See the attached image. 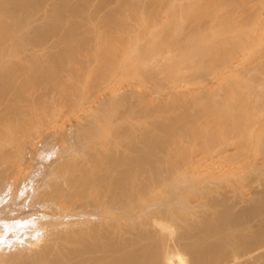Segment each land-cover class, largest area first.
Instances as JSON below:
<instances>
[{
	"label": "bare ground",
	"instance_id": "6f19581e",
	"mask_svg": "<svg viewBox=\"0 0 264 264\" xmlns=\"http://www.w3.org/2000/svg\"><path fill=\"white\" fill-rule=\"evenodd\" d=\"M158 1H151L150 10L146 9L148 1L144 3L147 16H143V0H110L93 13V22L87 27L91 32L104 26L106 32L94 33L86 44L73 28V20L86 13L79 7L82 0H0V264H264V150L250 153L251 143L247 144L264 113V79H259L263 86L258 84L256 89L251 82H244L250 86L246 91L247 85L236 82L235 75L233 79L236 70L241 71L238 67L224 72L227 76L211 87L206 76L202 75L204 80L199 77L209 70L202 62L216 60L221 52L225 59L228 54L219 48L230 50L233 33H241L237 34L240 25L237 28L233 25L237 22L228 19L221 23L225 25L222 35L232 39L221 41L219 35L220 39L214 40V32H210L218 23L214 12L226 8L227 0H215L221 7L216 4V9L204 6L203 10L194 0ZM191 5L202 13L194 10L198 16L195 25L188 23L190 29L182 21L197 15ZM207 8L211 9L207 12L213 11L211 15L205 12L210 27L208 19L200 18L208 17L202 16ZM176 11L180 19L184 15L179 28L174 23L179 18L174 19ZM72 13L74 16H69ZM213 13L214 18L210 17ZM218 13L224 14L223 10ZM197 18L206 22L203 27L207 30L199 27L202 23L198 20V25ZM114 25L120 33L115 54L94 66L95 71L104 76L106 69L118 64L124 68L134 58L136 69L130 68V63L127 71L139 68L148 84L156 86L152 89L160 91L161 87L168 89L164 82H174L181 69L199 63L203 71L190 74L191 81H205L208 88L176 89L152 102L153 98L147 100L150 95L141 94L137 104H128L119 114L114 106L121 100L103 97L79 109L73 106V116L49 122L48 129L45 124L43 133H30L38 117L31 112L30 103L15 106L9 99L15 84L58 85L63 70L74 66L63 64L70 57L77 59L82 45L83 52H110L107 33ZM133 52L137 57L132 58ZM122 68L121 76L128 73ZM79 70L83 71V66ZM241 74L238 72L239 77ZM97 83L95 87H99ZM241 89L250 95L246 97ZM153 90L144 91L150 94ZM54 99L46 102L44 113H49ZM65 117L81 124H75L76 129L72 122L65 132ZM3 122L17 130L2 132ZM104 129L109 133L127 129V139L134 135L137 140V156L124 170L118 169L116 148L104 151ZM142 129L163 130L165 135L158 140L150 130ZM227 129L232 135L227 136ZM152 156L160 159L161 165L147 171L144 166L154 163L149 161ZM133 167H142L141 176H131Z\"/></svg>",
	"mask_w": 264,
	"mask_h": 264
},
{
	"label": "rangeland",
	"instance_id": "374dc122",
	"mask_svg": "<svg viewBox=\"0 0 264 264\" xmlns=\"http://www.w3.org/2000/svg\"><path fill=\"white\" fill-rule=\"evenodd\" d=\"M151 1H154V0H143V2H141L143 4V5L140 4L142 6L141 12H142L143 16L144 15L147 16L146 13H145V12H147L146 9L150 10L151 7L154 5V3L152 4ZM157 1L158 0H155V3ZM161 1H163V0H161ZM161 1H158V2H161ZM195 1H198L197 5H198L199 8H201L203 6L201 10H203L204 6L206 8L208 6L210 7V6H213V5L217 4V3H215V0H210V2L211 1L213 2V3L211 2L212 4H210L209 0H204L205 5H202L204 3H202L201 1H203V0H194V2ZM199 1L201 2L200 4H199ZM218 1L221 2V1H224V0H217L216 2H218ZM146 2H147L148 5H146V9H145V4L144 3H146ZM220 2H219V6L217 4L218 7H221L220 6ZM226 2H228L227 4L230 5V6H227ZM109 3H110V0H82V2L80 3L79 7L85 9L86 13H85V16L84 15L82 16V18H80L81 14H79L78 18L73 20V24L75 25L73 28H75L77 30V32L80 35V39L84 43L90 44V37L93 36L94 33L96 35H102L103 31L106 32L107 28L104 27V26H101L99 29H96L95 31H91V32L87 31V27H89L91 25V23L93 22L92 21L93 13L96 10L101 9L102 7L106 6ZM224 3H225L226 8L223 6V4H221L224 7V9L223 8L219 9L216 6V8H217L216 11L217 12L216 11L214 12L215 16L217 18L216 21H218L219 25L221 23L223 24L224 20H227V19L230 20V21H233V22H237V24L233 23V25L235 27H237V28L240 25L238 30L240 29L241 31H237V34L239 32H241V33L243 32L244 34L240 33L241 35L240 34L235 35L236 33H233L234 34V38L232 36L227 37L228 34H226V33L223 34L224 35L223 36L222 35V32L224 30L222 28L223 25L221 24L220 29H218L219 25H218V23H216L215 19H213L212 23L215 21V23L217 24V25L216 24L213 25V27L216 26L214 29L215 30L217 29L218 32H216L217 30L215 31L214 29H212V31H210L211 30L210 29V30H208V32L210 31L212 34L214 32V34H213V35H215V37L213 36L214 40H216V39H218L220 37L222 39H220V38L219 39L221 41L222 40L224 41V40L230 39V37H231V39L233 38L232 39L233 41L232 42L230 41V42H231V44H233V42H234V44L231 45L232 47H230L231 48L230 50L226 48L227 46H225V48H223V47L219 48L220 49L219 51H223V54H225L224 52H226V54H228L225 59H224L223 55H220V54H222V52H221L220 54H217V57H216L217 59L216 60H214L215 59L214 58L212 60L208 59V61H206L205 63L202 62V67L207 68L209 70L207 72H205V73L203 72L204 74H201V76L202 75L206 76L205 79H207V82L209 83L211 81L212 84L211 83L208 84L205 81L204 82L201 81L204 76H202V77L199 76L201 78V80L199 82L205 83V85L208 84V86L211 87L213 84H216L215 82H218L219 80H221V79H223V78H225L227 76V75H225L227 73V70H228V73H230L233 70V67H234V69L236 67H238L236 69L241 70L243 73L241 71H238L239 74L242 73L241 74L242 76L239 77L238 76V72L236 70V73L233 74V76L234 75L236 76V82H240L242 86L244 85V87L249 82H251L254 86L256 85L255 88H254V89H256V88H258V84L259 85L262 84L261 80L264 79V72L263 71H262L263 73L260 72L261 70H264L263 69L264 68V62H263L264 61V0H261V1L260 0H231L230 2L227 0V1H224ZM72 4H73V2H70V6H72ZM195 4H196V2H195ZM192 5H191V7H192ZM197 5H195V6H197ZM147 6H148V8H147ZM169 7L171 8L170 4L168 5V10H170ZM193 7H192V9H193ZM213 7L211 9L215 10L216 8L214 7L215 8L214 9ZM196 8L197 7H194V9L192 10L193 14L195 13V11H196L195 9ZM199 8H197V11L199 12V13L198 12L197 13L201 15L202 12H200ZM227 8H228V10H227ZM182 9H183V7H182ZM182 9H181V11L179 9L180 13L182 12ZM211 9L210 8H207V10L205 9L203 11L204 14H202V16L203 15L205 16L206 14L211 15L213 11L211 13L207 12V11H209ZM220 10L221 11L223 10V13H224L223 16L221 15L222 12L218 16V14H219L218 11H220ZM226 10H227V12H226ZM258 11H259V14H258ZM191 12H190V17L193 16V15H191L192 14ZM205 12H206V14H205ZM230 12L234 13L232 15L233 18L230 17V15H231ZM176 13H177V11H176ZM180 13H177V16L175 14L174 19H175V17L176 18L179 17ZM214 13H213V16H210V17L214 18ZM216 13H218V14H216ZM227 13L228 14L230 13V15L228 16ZM236 13H238V15H236ZM182 14H184V12H182ZM182 14H181V17L183 18L184 15L182 16ZM196 14H194V15H196ZM198 14L196 16H194L193 20H191V18H193V17H191L190 19L189 18L187 19L188 16L186 14L187 17H185V19H186L185 23H184V21H182V24H184L185 27L187 25H188V27H190L189 24H191V26L195 25V21H196L195 19L198 16ZM225 14H226V16H225ZM209 15H206L208 17H201L200 16V18L203 19V20L208 19V21L206 20L207 24H206L205 21H203V22L210 27L211 20H209L210 19ZM241 15H242V17H241ZM243 15H245L244 18H243ZM69 16H74V15L72 13ZM234 16L237 17V19ZM229 17H230V19H229ZM182 18L180 19V17H179V18L175 19L174 23L176 25V28L181 27L182 24L180 25L179 22H181V20L184 19V18L183 19ZM231 18H232V20H231ZM30 20H31V16H29L28 19L25 20V24L29 25ZM67 20H69V19H67ZM189 20H190V22H188ZM198 20L200 22V19L197 18V22L196 23H198V25H199ZM191 21H192V23H194L193 25H192ZM220 21H222V22H220ZM177 22H178V24H177ZM203 22L202 21L200 22V23H202L201 24L202 26L200 25L199 27H202L204 29L206 27H203L205 25V24L203 25ZM70 23H71V21H70ZM73 24L71 25V27L73 26ZM198 25H196L197 28H198ZM241 25H243L244 31H242L243 28H242ZM184 26H182V29H183ZM185 27H184V29H185ZM115 28H117L116 25L113 26V31L107 33L108 34L107 40H108V44H109V47H110V52L109 53H101L100 52V53H97V54L96 53L94 54L93 52L87 53L86 51L83 52V45H82L80 51L75 56V57H77V59L70 57L69 60L66 61L67 64H63V65H67V66H73V65L74 66L72 68L66 67L63 70L62 75L60 77L61 80L58 82V85H57V83H55V84H33V83L23 84V83H21L19 81L15 84L14 90H13V94H12L11 98H9V99H11L12 101L15 102V104H14L15 106H18V105L20 106V105L25 104V103H30V105H31L30 109H32L31 112H33L34 114L36 113L35 115L38 117L36 119V121H33V123L31 124V127L29 129L30 133H32V134H40V132L43 133L44 132L43 130H46V128L44 129L45 124H46L47 129H48V126L50 127V125L53 122H55L56 119L58 121L59 117L64 118V116H67L68 114H70V115H68V117L73 116L74 112L71 115V112H72L71 109H74V108L76 109V107H78L77 109H79V108L83 107L84 105H86L87 103H94L95 101H97V99L100 100L102 98L101 100H103V97H104V99H108V97L111 98L112 96H114V97H116V98L113 99L114 101H116L117 98H119L117 100H121L120 101L121 102L120 105L118 103H116V105H118V106H114L115 110L117 109V114H119L120 111L123 112V109H125V107L128 104L130 105V103H132V105H133V103H135V101L136 102L140 101L139 98L141 97L140 96L141 94H143L142 97L143 96L146 97V96L150 95L148 97V99L147 98H145V99L149 100V98L150 99L153 98V99H151V102H152V100H155V99L157 101V99L159 97H162L163 95H164V97H166V95L167 96L170 95L172 92H175L176 89H177L176 91L191 92L193 89L199 91V89L202 86H203V89L206 88V87L208 88L207 85L204 86V84H201V83L199 84V82H196V84H195V83H193V81H191L192 79L190 78V76H191L190 74L196 73V75H200V73L203 71L202 68L200 69L201 65L199 63H197L195 65H189V66L184 67L183 69H181L178 77H176V79H175L176 82H175V80H174V82L173 81L170 82L172 85H174L173 88L171 87L172 86L171 84H166V81H165L163 86L166 87V88L168 87V89H164V88L162 89V87H161L162 92H161V90L160 91L158 90L160 88L155 90L156 86L155 85H151L152 82L150 83V85L148 84L147 78L144 79L145 78V77H143L144 74H143L142 71L140 72L139 68H137L136 71L132 70V69H136V68L133 67V65L135 66V64L134 63L132 64V61L134 59L133 55H135L134 52L131 55L133 59L129 63L127 62V66L130 63L132 64V66H130V68H132L131 72H128L129 70L127 71V68H126L127 66L124 67V68H126V69H124V68H122L124 65L121 67V65H119V64L115 65V67L113 69H111V70H107L106 69L105 71L107 72V75L105 74L104 76L101 73L95 71V69L97 68L98 64L100 65L105 60V58L109 57L110 55L113 56L115 54V50L117 49V38L120 37L119 36L120 33ZM237 28H235V29H237ZM190 29H191V27H190ZM188 30H189V28H188ZM205 30H207V28ZM116 31H117V33H116ZM205 32H207V31H203V34H207ZM210 32H209V35L207 34L208 36H211ZM224 32H225V30H224ZM225 35H227V36L225 37ZM56 38H53L52 40H55ZM228 48H229V46H228ZM58 49L60 51L61 47L58 48ZM226 49H227V51H225ZM219 51H218V53H219ZM8 52H9V50L6 51V54H8ZM137 54H139V53H137ZM218 55H219V57L221 56L220 57L221 61H219V62H217L218 61ZM135 56L137 57V55H135ZM254 56H256V57H254ZM71 60H73V61H71ZM82 60H83V62H82ZM76 62H78V63H76ZM79 64H80V66H79ZM137 65L135 67H137ZM78 66L79 67L83 66V71H80ZM94 66L96 68H94ZM229 66H230L231 70H229L230 69ZM261 66H263V67H261ZM142 67L145 68V70L147 69L145 66L141 65V69H143ZM244 67H246L247 69L246 68L244 69ZM121 68H122V70L124 69V72H126V71L128 72V73H125V74L123 73V75H127L126 76L127 78L124 76L126 78V80H125V78H123L122 81L119 80L121 77H123V75L121 76V74L123 72V71H121ZM138 70L140 72L139 76H138V74H139ZM145 70H143V71H145ZM76 72H78V74ZM120 72H121V74H120ZM136 72H138V73H136ZM224 72H226V73H224ZM244 72L245 73L247 72V73L244 74ZM99 74H101V75H99ZM243 74L245 76H243ZM256 74L257 75L259 74V75L256 76ZM196 75H194V76H196ZM235 76L233 77L234 80H235ZM250 76H251V78H249ZM70 77L72 78V80H71ZM186 77H187V80H186ZM188 77L190 79H188ZM192 78H193V76H192ZM252 78H255V80L258 78V83H256L257 80L255 81ZM65 79H67V81ZM111 79H113V80H111ZM195 79H197V78L195 77L194 80ZM215 79L216 80L218 79V80L216 81ZM259 79H261V80H259ZM107 80H108V82H107ZM110 80H111V83H110ZM115 80L117 82H119V83L112 82V81H115ZM203 80H204V78H203ZM64 81L67 82V83H65ZM190 81L192 82V84L194 86H192ZM246 81H247V84L244 83ZM97 82H99V83H97ZM100 82H101V84H100ZM106 82L110 86H108L107 84L105 85ZM167 82L169 83L168 80H167ZM96 83H97V85L99 87H97V86L95 87ZM112 83L115 86L117 84V87H113V86L111 87ZM251 83H249V84L252 85ZM130 84L133 85V86H131ZM175 85L176 86L178 85V86L176 87ZM182 85H183L184 88L182 87ZM187 85L190 88H188ZM129 86H130V88H129ZM149 86H151V88ZM152 86L155 87L154 90L152 89ZM248 86L249 85H247V88L245 87L246 91L249 90ZM262 86H263V84H262ZM66 87H68V89H72V90L66 91L65 90ZM145 87L147 88V90L149 92L150 91L152 92V90H153L155 93H150L149 94V92H145V91H147ZM93 88H94V91H93ZM96 88H97V91L95 90ZM195 88H198V89H195ZM173 89H174V91H173ZM203 89H200V90H203ZM252 89H253V86H252ZM263 90H264V86H263ZM170 91H172V92H170ZM242 91H243V89H241V92ZM246 91L244 90L242 93L244 94ZM157 92L159 93L158 94L159 96L155 95ZM251 92H252V90H251ZM245 94H246V97L250 95L248 92H246ZM247 94H249V95H247ZM105 97H107V98H105ZM52 98L53 99L54 98L55 99L58 98V99L57 100L54 99L53 104H52V106L50 108L51 110H49V113L48 112L44 113V111L42 109L47 107V106H45L46 102L50 103L49 100L52 99ZM160 99H162V98H160ZM124 100H125V102L122 103ZM54 104H57V105L54 106ZM135 104H137V103H135ZM73 106H74V108H73ZM114 107H113V110H114ZM67 111H69V112L67 113ZM64 112L66 113V115H64L65 114ZM262 114H264V113H261V115H260L261 116V119H260L261 122L257 125L258 128L256 127V129H254L253 132L251 133V137H252L250 139L251 142L247 143L248 147H249V145L251 143V145H250L251 147L249 149L250 151L248 150L250 153L252 151L256 152V151H263L264 150V146L262 148V145H264V115H262ZM43 116H44V119L41 118ZM62 118H60V119H62ZM67 118L65 117L67 125L64 124V126H63L64 128H65V126H67L65 128V130H63L65 132L68 131L67 130L68 128L70 129L69 126H71L72 122H75V123L72 124V126H75V124L77 126L81 124V121L78 124V122H77L78 120L74 121L72 117H71V119H67ZM148 119L150 120V118H148ZM148 119L146 121H148ZM43 120H44L45 123L43 122ZM65 120H64L63 123H65ZM144 121H145V119H144ZM3 124H5V122H3ZM4 126H5V128H4V130L2 132L6 131V133H10L12 131L17 130L13 124L7 123ZM75 127H72L71 131ZM59 129H63V128H59ZM76 129H77V127H76ZM126 130L127 129H118V130H113L112 132L109 133L108 129L107 130L104 129L103 132L105 131V133H103L104 136H102V138L105 137L104 148H106V149L104 151H107V150L108 151H110V150L112 151L113 147H114V149L116 148V150H113V152H114V154H116L115 158L118 161V163H117L118 164V169H122V170H124L123 168L126 167V165L129 164L133 160L135 155L137 156V154H136L137 152L136 153L134 152V146L137 144V140H136L135 136L133 135V137L129 141L127 139L128 134H127ZM134 130H136L137 132L140 131V129H134ZM142 130H145V132H146V130L147 131L150 130V132H152L151 134L153 135V138L158 139V140H160V138L162 139L164 137V135H165V134H163L164 133L163 130H161V131L157 130V129H142ZM227 130H228V132H226V133H228L227 136L228 135H232L230 133L231 130L230 129H227ZM59 140H62V138H59ZM103 140H104V138H103ZM138 146H140L142 148L141 144H138ZM109 147H110V149H108ZM150 152H153V150H151ZM81 159L84 160V158H81ZM159 160L160 159H157V161H156L153 156L150 157L149 161H153L154 163L152 165L144 166L145 170H147V171H155V170H152V168H158V167L160 168L161 164L159 165ZM133 165H136V163H133ZM141 169H142V167H133V169L131 170V176L133 178L141 176V174H142L141 173Z\"/></svg>",
	"mask_w": 264,
	"mask_h": 264
}]
</instances>
